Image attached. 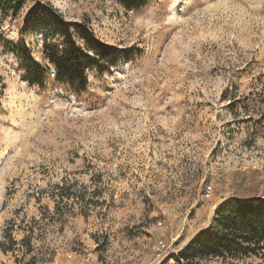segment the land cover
I'll list each match as a JSON object with an SVG mask.
<instances>
[{"label": "rangeland", "instance_id": "374dc122", "mask_svg": "<svg viewBox=\"0 0 264 264\" xmlns=\"http://www.w3.org/2000/svg\"><path fill=\"white\" fill-rule=\"evenodd\" d=\"M42 1L119 50L72 84L57 28L25 22L37 0L0 13V264H176L264 169V0Z\"/></svg>", "mask_w": 264, "mask_h": 264}, {"label": "trees", "instance_id": "16d2710c", "mask_svg": "<svg viewBox=\"0 0 264 264\" xmlns=\"http://www.w3.org/2000/svg\"><path fill=\"white\" fill-rule=\"evenodd\" d=\"M120 1L128 9L135 10L144 7L150 0ZM26 2L27 0H0V13L16 16ZM32 21L57 28L63 38L64 48L46 43L45 54L58 74L66 77L72 84L85 86L86 70L92 65H100L108 55L119 50L100 40L88 24L69 20L48 1L37 0L27 11L25 22L29 24ZM79 40L83 42V46ZM88 46L98 50L99 58L87 57ZM13 47L25 52L20 46ZM263 170L253 169L242 173L240 181H236L239 191H233L229 200L218 206L215 225L199 231L176 257V264H204L209 259H221L233 264L234 261L264 251V194L246 191V182L250 181L247 174L250 172L249 174L262 176Z\"/></svg>", "mask_w": 264, "mask_h": 264}, {"label": "built area", "instance_id": "2783aa9c", "mask_svg": "<svg viewBox=\"0 0 264 264\" xmlns=\"http://www.w3.org/2000/svg\"><path fill=\"white\" fill-rule=\"evenodd\" d=\"M213 186L209 185L206 190V195L210 196L213 193ZM167 243L164 238H159L157 245H156V250L159 254L163 253L166 249ZM90 262L91 264H97L96 258L94 256H86L85 262Z\"/></svg>", "mask_w": 264, "mask_h": 264}]
</instances>
